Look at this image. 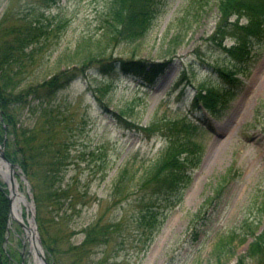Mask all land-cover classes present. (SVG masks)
<instances>
[{
  "label": "rangeland",
  "instance_id": "obj_1",
  "mask_svg": "<svg viewBox=\"0 0 264 264\" xmlns=\"http://www.w3.org/2000/svg\"><path fill=\"white\" fill-rule=\"evenodd\" d=\"M108 2L58 0L45 8L38 0H0V36L20 16L44 13L42 21L48 23L51 31L40 54L43 63L31 68L36 73L44 71L58 53L72 48L82 34L99 32ZM217 2L164 0L142 40L121 42L113 49V56L129 58L133 54L136 60L144 59L148 64L146 72L158 69L157 63H164L153 75H102L87 70L84 78L72 80L59 90L57 100L67 102L69 111L75 106L73 101L81 99L80 109L74 112L81 114L84 108L88 112L87 116H73L76 124L82 120V129L71 128L68 133L71 137L66 165L47 187L46 181L42 183L43 174L33 173L35 167L25 174L26 180L21 173H15L19 189L33 207L31 212L24 208L23 217L32 219L33 215L49 264H74L76 259L83 264H235L238 255H246L252 240L248 224L257 225V233L263 229L264 40L253 46L246 72L236 73L242 87L221 106L219 115L193 106L194 93L201 84L203 88L216 89L223 84L213 72L218 62H226L223 49L207 40L218 22ZM181 17L183 21H179ZM177 20L182 28V43L175 56L164 55L169 38L177 32ZM245 21L240 18V23ZM233 42L232 37L223 41L225 45ZM85 80H90L92 87L105 88L101 97L87 90ZM121 105L134 106L137 117L133 124L113 117L111 111ZM155 113L158 117L175 114L195 120L200 128L202 154L190 170L179 201L170 206L167 199H162L163 222L151 239L145 240L135 225L134 201L127 204L120 196H114L112 186L125 165L139 167L141 162L157 158L164 149L165 141L160 135L142 130ZM17 118V125L32 127L34 123L26 111ZM7 132L9 146L14 141L11 127ZM223 176L228 178L225 183ZM220 184L222 192L214 196ZM200 206L199 217L192 221ZM99 218L105 224L123 221V226L121 230L106 229L105 242L81 247L88 225ZM8 230L4 249L14 264L21 263L22 253L25 264H32L25 230L12 220ZM231 233L237 238L232 243L225 242L227 254L218 259L217 255L222 254H215V245ZM239 234L248 237L240 243ZM246 260L256 264L253 258Z\"/></svg>",
  "mask_w": 264,
  "mask_h": 264
},
{
  "label": "trees",
  "instance_id": "obj_2",
  "mask_svg": "<svg viewBox=\"0 0 264 264\" xmlns=\"http://www.w3.org/2000/svg\"><path fill=\"white\" fill-rule=\"evenodd\" d=\"M38 1L40 5L49 8L58 0ZM163 1L109 0L108 10L106 14L104 13L99 32L82 34L72 48L56 55L49 68L37 73L31 68L43 63V56L40 54L51 31L48 23L42 21L44 13H38L34 17L27 16L28 18L20 16L18 21H13L2 30L0 142L7 145L5 150L7 157L13 162H18L25 174L28 175L33 170L32 167H35L33 173L43 174L42 183L43 180L46 181L44 185L47 187L66 165L71 137L68 133L71 132V128L78 131L82 129V120L80 119L77 125L73 116L88 115L86 108L81 114L76 111L80 109L81 99L73 101L75 106L70 111L67 102L57 100L59 90L72 80L84 78L87 70L98 71L97 73L102 75L115 72L153 75L155 71L162 69L164 63H157L155 67H159L158 69L146 72L148 64L144 59L136 60L133 54L129 58L113 56L112 51L121 42L142 40ZM217 6L218 22L207 40L215 42L223 49L226 62H218L219 64L213 68V72L222 79L223 84L218 89L203 88L201 84L199 89L196 87L193 98V106L199 104L216 116L221 112V106L234 97L242 87L241 78L237 77L236 73L246 72V64L252 59L253 46L264 40V0H218ZM241 17L246 21L240 23ZM179 21H183V18L181 17ZM181 29L179 23L177 32L167 42L164 55L175 56L183 40ZM227 37L234 38V42L229 46L223 44ZM89 81L85 80L87 90L97 98L101 97L105 88L92 87ZM105 87L107 89V86ZM133 105L131 107L121 105L114 108L111 113L113 117L133 124L134 118L137 117V112H133ZM104 107L106 108V104ZM25 111L34 118L32 127L17 125L19 121L17 117L23 115ZM8 127H11L14 136V141L10 142L9 146L6 141ZM142 130L147 134L156 132L160 135L165 141L164 149L157 158L147 163L141 162L139 167L134 168L131 163L121 168L115 177L112 193L114 196H120L124 202L127 201V204L134 201L135 225L140 229L142 237L150 240L164 219L160 206L162 199H167L170 206L179 201L182 189L186 187L190 178V170L200 161L202 144L198 138L199 125L190 116L174 114L158 117L155 113ZM34 175L31 174L33 177ZM227 179V176H223L222 182L225 183ZM52 191L53 196L56 195V191ZM221 192L220 184L215 188L214 196L220 195ZM45 196L43 193L44 198ZM8 210L7 189L0 181V264H14V260L4 249ZM201 210L202 206L194 214L192 221L199 217ZM122 223L123 221L105 224L99 218L92 225H88L81 247L105 242L106 229L121 230ZM257 227L253 222L248 224L247 230L252 235V240L249 242L246 255H238L235 264H248L247 258H253L256 264H264V227L259 233ZM239 236L240 243L248 237L247 234ZM235 237L237 238V235L231 233L225 239L227 241L221 239L217 242L214 252L222 254L217 255L218 259L227 254L225 242L232 243ZM146 247L147 245L143 249ZM79 261L80 259H76L73 263L77 264Z\"/></svg>",
  "mask_w": 264,
  "mask_h": 264
},
{
  "label": "bare ground",
  "instance_id": "obj_3",
  "mask_svg": "<svg viewBox=\"0 0 264 264\" xmlns=\"http://www.w3.org/2000/svg\"><path fill=\"white\" fill-rule=\"evenodd\" d=\"M5 167H3V171H5ZM14 191L15 194L13 195L12 198V215L19 218V219H24L23 217V211L24 208H26L27 212L32 211V203L27 199V196L24 192H22L19 189V181L17 178H14ZM31 222L30 230L27 231L28 235L31 236L29 239V242L32 243L31 245V256H32V264H42L41 259H40V254H44V249L43 247L38 243V234L35 229V224L31 219H29Z\"/></svg>",
  "mask_w": 264,
  "mask_h": 264
},
{
  "label": "water",
  "instance_id": "obj_4",
  "mask_svg": "<svg viewBox=\"0 0 264 264\" xmlns=\"http://www.w3.org/2000/svg\"><path fill=\"white\" fill-rule=\"evenodd\" d=\"M2 166L6 167L8 171H3ZM15 169L21 171L20 166L18 164H15L9 160V158L5 155V151L3 147L0 145V178L8 185V193H7V198H8V203H9V216L17 222L26 232L30 230V221L27 220V223H25L22 219H19L15 216L12 215V198L13 195L15 194L14 191V172ZM24 177V176H23ZM32 219L34 220V217L32 215ZM27 239L29 240L31 236L27 235ZM38 243L40 244V240L38 238ZM31 245L32 243L30 242V248L29 251H31ZM40 259L42 264H47L45 256L41 253L40 254ZM21 264H24V261L22 260Z\"/></svg>",
  "mask_w": 264,
  "mask_h": 264
}]
</instances>
